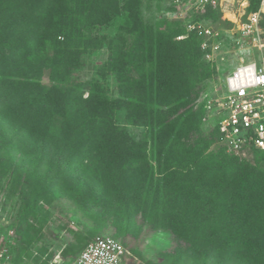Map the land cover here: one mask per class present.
Instances as JSON below:
<instances>
[{
    "label": "rangeland",
    "instance_id": "374dc122",
    "mask_svg": "<svg viewBox=\"0 0 264 264\" xmlns=\"http://www.w3.org/2000/svg\"><path fill=\"white\" fill-rule=\"evenodd\" d=\"M127 1L132 2L120 0V3L123 6ZM139 4L142 5L140 13L123 12L91 28L89 45L82 53V67L70 74L68 82L84 84L99 80L109 98L130 100L134 97L133 91H128L124 97L116 76L104 72L103 67L110 54L105 42L114 38L118 42L124 39L126 46H131L137 28L135 21H141L152 29L153 34L178 31L185 38L190 36L182 51L186 63L192 61L197 71L210 73L209 79L198 83L197 98L191 110L200 129L198 146L190 153L185 151L181 140L185 128L183 106L173 102L163 92L171 84L166 81L165 86L161 84L162 81L155 82L161 88L160 92L155 93L153 101L164 123L159 125L154 122L155 126L144 123L133 125L126 112L115 116L114 124L126 130L129 141L141 142L142 146L125 151L124 157L129 159L122 158L114 164L113 173L101 179L103 184H99L96 196L90 195L91 198L81 202L78 193L83 194L82 186L80 190L72 178L64 179L39 195L41 215L36 220L22 223L23 200L33 198V195L37 197L32 187L37 183L36 178L45 177L46 166L40 157V148L16 135L10 115L0 112V220L14 227L16 251L20 255L27 247L32 248L24 256L23 262L26 264H53L57 257L66 264L96 238L119 240L134 257L127 264H155L160 253L174 252L184 246L182 235L176 234L167 215L168 193L178 180V175L173 174L191 169L194 161L197 163L205 157H209L211 163L214 161L219 148L211 138V130L222 116L219 105L225 94L226 79L238 67L257 61L260 53L254 48L253 41L243 36L230 20L232 13L243 12L238 2L225 6V12L217 11L213 15L207 11H193L189 6H177L172 0H140ZM248 9L246 12H249ZM242 20L247 21V18L243 16ZM190 23L209 26L220 33L217 39L220 50L212 61L205 58L206 52L202 49L204 37L196 35L195 31H188L187 25ZM0 36V63L8 65L2 85L9 80L19 81L20 87H25L27 83L40 84L45 88L60 86L53 80L51 69L43 61L55 52L51 42L33 34L20 33V30L12 27L11 22L0 23ZM98 42L102 44L101 47L94 44ZM17 52H23L21 59L17 58ZM141 71L147 72L146 69ZM63 115H57L59 121L56 128L65 134L71 128L66 127ZM67 115L73 118L80 116L73 113ZM82 117L86 118L85 121L76 119V137L89 140L96 133L87 122V114ZM239 159L242 167L237 175L241 182L246 180L251 168L257 167L258 171L251 174L250 180L259 187L264 198V156L250 153ZM26 174L32 175L29 180ZM45 182L48 183V179ZM87 182L93 187L95 180ZM176 183L182 185L181 182ZM193 201L198 203L201 197L198 190L189 189L179 195L173 206L186 210ZM238 211L232 214L236 223L251 228L254 235L260 234L264 247V218L249 216L245 219L249 213L243 208ZM215 223L205 224L207 234L214 233Z\"/></svg>",
    "mask_w": 264,
    "mask_h": 264
},
{
    "label": "trees",
    "instance_id": "16d2710c",
    "mask_svg": "<svg viewBox=\"0 0 264 264\" xmlns=\"http://www.w3.org/2000/svg\"><path fill=\"white\" fill-rule=\"evenodd\" d=\"M139 2L127 1L122 6L120 0H0V23L11 22L20 33L33 34L53 44V56L43 61L51 69L53 80L60 83L51 88L36 83L20 87L19 81L8 80L2 85L8 65L0 63V112L10 115L16 135L40 148V157L46 166L45 177L36 178L37 183L32 187L37 197L33 195L23 200L22 223L41 215L39 195L64 179L72 178L80 190L82 186L83 194L78 193L81 202L91 198L90 195L96 196L99 184H103L101 179L113 173L114 164L125 158V151L142 146L141 142L129 141L126 130L114 124L115 116L126 112L133 125L164 123L153 101L155 93L160 92L157 83L161 81L164 85L166 81L171 84L163 92L183 106L182 146L189 153L196 150L200 129L191 110L197 98L198 83L209 79L210 73L197 71L192 61L186 63L182 51L190 36L177 40L181 36L178 31L153 34L141 21H135L137 28L131 46H126L124 39L105 42L110 54L104 72L116 76L124 97L128 91H133L134 97L130 100L109 98L99 80L84 84L68 82L70 74L82 67V53L89 45L91 28L123 12L140 13ZM259 5L260 0H251L250 11L258 10ZM261 26L264 27V16ZM94 44L102 46L100 42ZM17 53V58L21 59L23 52ZM62 113L66 127L71 128L65 134L56 128L57 115ZM67 113L80 116L73 118ZM85 114L96 135L89 140H79L75 123L79 118L85 121L82 117ZM211 138L219 148L212 163L205 157L197 163L194 161L191 169L173 174L178 175L176 182L182 185L175 182L168 193L167 215L176 234L182 235L184 246L174 252L160 253L155 264H264L261 235H254L251 228L236 223L232 216L243 208L249 213L245 219L249 216L264 218V198L259 187L250 180L258 169L251 168V173L241 182L237 172L242 162L227 154L219 144L217 125L211 130ZM254 153L264 156V151ZM31 176L26 174L28 180ZM88 180H95L93 187L87 184ZM189 189L198 190L201 201H193L186 210L175 208L173 205L179 195ZM213 222L217 223L214 233L207 234L205 224ZM31 249L27 247L22 255L17 252L16 262H23Z\"/></svg>",
    "mask_w": 264,
    "mask_h": 264
},
{
    "label": "built area",
    "instance_id": "2783aa9c",
    "mask_svg": "<svg viewBox=\"0 0 264 264\" xmlns=\"http://www.w3.org/2000/svg\"><path fill=\"white\" fill-rule=\"evenodd\" d=\"M177 6H189L196 12H225V6L238 2L243 12L232 13L231 22L239 32L253 41L254 48L260 53L257 61L238 67L225 82V94L221 99L222 116L217 123L219 144L226 153L238 158L264 151V31L261 21L264 16V0H260L258 10L250 11L251 0H172ZM246 9L249 12H246ZM245 16L247 21H243ZM233 17V18H232ZM189 32L204 37L202 49L205 58L213 60L220 50L217 41L219 32L209 26L193 23L187 25ZM178 37V40L184 39ZM16 231L11 223L0 220V264H26L16 262ZM134 259L131 252L117 239L112 237L96 238L89 242L76 257L66 264H127ZM53 264H63L57 257Z\"/></svg>",
    "mask_w": 264,
    "mask_h": 264
}]
</instances>
